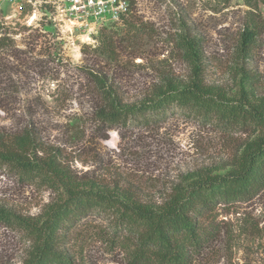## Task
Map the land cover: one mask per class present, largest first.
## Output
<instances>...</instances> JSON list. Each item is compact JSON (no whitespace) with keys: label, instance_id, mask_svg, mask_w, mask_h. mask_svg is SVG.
<instances>
[{"label":"rangeland","instance_id":"374dc122","mask_svg":"<svg viewBox=\"0 0 264 264\" xmlns=\"http://www.w3.org/2000/svg\"><path fill=\"white\" fill-rule=\"evenodd\" d=\"M60 3L0 0V128H31L45 153L81 181L97 180L153 206L174 186L236 168L258 128L225 129L176 102L160 119L148 111L107 128L96 115L92 75L122 103L137 104L159 86L190 82L180 44L195 38L212 92L264 107V0H115L92 33L61 21ZM256 23L255 41L241 54V35ZM54 197L0 170V206L11 212L36 218ZM216 221V239L201 247L182 243L185 264H264V181L218 209ZM113 222L107 215L80 219L67 230L64 250L78 264H127L129 249L111 234ZM31 246L22 230L0 222V264H22Z\"/></svg>","mask_w":264,"mask_h":264},{"label":"trees","instance_id":"16d2710c","mask_svg":"<svg viewBox=\"0 0 264 264\" xmlns=\"http://www.w3.org/2000/svg\"><path fill=\"white\" fill-rule=\"evenodd\" d=\"M260 26L256 23L255 28L244 30L239 44L241 54L248 53ZM180 47L191 64L192 78L187 85L159 86L152 98L125 104L101 77L93 74L100 96L96 115L104 127H122L141 120L140 116L148 111L154 120L160 119L176 102L216 117L225 129L258 128L260 134L246 144L236 168L198 177L186 186H174L166 200L153 206L97 180L81 181L45 153L31 128H0V170L39 188H49L55 195L36 218L0 206V222L22 230L32 242L22 264H78L63 248L66 233L89 215L112 217L111 234L120 239L125 250L129 249L127 264H185L182 243L189 241L201 247L216 239L220 233L218 209L229 208L263 183L264 107L212 92L204 82L197 40L182 37Z\"/></svg>","mask_w":264,"mask_h":264},{"label":"built area","instance_id":"2783aa9c","mask_svg":"<svg viewBox=\"0 0 264 264\" xmlns=\"http://www.w3.org/2000/svg\"><path fill=\"white\" fill-rule=\"evenodd\" d=\"M109 3L113 4L115 0H61L56 16L73 27L81 26L92 33L102 24ZM121 6L119 1L118 7ZM108 11H111V8H108Z\"/></svg>","mask_w":264,"mask_h":264}]
</instances>
